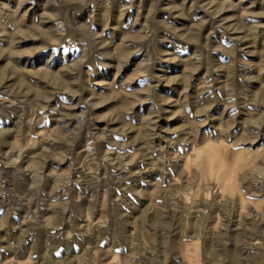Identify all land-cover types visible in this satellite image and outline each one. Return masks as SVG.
I'll list each match as a JSON object with an SVG mask.
<instances>
[{
	"label": "rangeland",
	"instance_id": "374dc122",
	"mask_svg": "<svg viewBox=\"0 0 264 264\" xmlns=\"http://www.w3.org/2000/svg\"><path fill=\"white\" fill-rule=\"evenodd\" d=\"M0 264H264V0H0Z\"/></svg>",
	"mask_w": 264,
	"mask_h": 264
}]
</instances>
